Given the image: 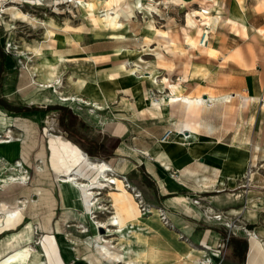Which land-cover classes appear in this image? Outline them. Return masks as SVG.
I'll return each mask as SVG.
<instances>
[{
	"label": "crops",
	"instance_id": "obj_1",
	"mask_svg": "<svg viewBox=\"0 0 264 264\" xmlns=\"http://www.w3.org/2000/svg\"><path fill=\"white\" fill-rule=\"evenodd\" d=\"M185 1V4L174 3V8L165 3H157L159 7L153 3L145 5L151 10V19L165 21L162 29L178 36L174 43L156 44L155 39L151 40L149 51H145L150 58L145 60L147 69L143 73L154 69L156 83L148 75L137 77L141 72L136 69L134 74L126 68L121 70L125 60L114 59L119 45L108 50L78 45L79 50L60 52L63 55L60 61L70 69L65 76V100L71 104L70 121L79 122L81 144L97 154L89 157L105 160L112 171L124 175L151 208L148 214L135 215L138 217L135 222L144 225L139 229L135 225L130 228L137 229L127 235L129 246H133L130 254L143 247V257L139 259L142 264H189L198 258L204 264L206 257L210 264H236L228 257L232 244L239 238L249 256L251 237L249 233L230 230L225 225L226 219L236 213L242 216L249 193L259 199L258 191L242 188L241 181L250 163H264V0ZM128 2L132 7L131 21L135 17V0ZM115 6V10L107 13L118 12ZM118 13L120 19L127 18L124 13ZM187 16L191 24L187 23ZM205 26L206 43L215 55L199 51V31ZM186 35L197 42V47H190L184 41ZM159 52L164 60L172 63L170 70L156 64ZM106 57L110 59L105 60ZM10 61L3 62V69H8ZM159 83L165 86L163 93L157 91ZM173 83L182 93L200 94L206 99L203 107L187 111L178 101L169 104L170 95L174 94ZM209 94H229L231 98L210 101ZM244 95L248 100L242 106ZM160 96L165 102L157 105ZM8 112L0 106V132L12 124ZM2 117L6 118L4 123ZM67 117L64 115L65 121ZM168 128L173 133L168 140L161 141V135ZM47 130L57 131L50 127ZM257 199L254 206L258 208L260 200ZM109 206L112 216L115 207L111 203ZM157 208L165 211L169 225L161 221ZM213 213H220L221 218H215ZM26 224L0 239V260L13 249L6 248L8 237ZM39 225L40 228L47 225L49 228H42V235L50 236L55 235L54 226L60 227L57 221L53 226L52 217L47 224L40 222ZM253 232L259 240L258 232ZM136 233L143 240L137 241ZM231 233L236 241L227 243ZM60 238L62 256L70 264H91L90 254L99 256L98 264L104 261L112 264L100 257L94 244L80 249L76 241L62 235Z\"/></svg>",
	"mask_w": 264,
	"mask_h": 264
},
{
	"label": "rangeland",
	"instance_id": "obj_2",
	"mask_svg": "<svg viewBox=\"0 0 264 264\" xmlns=\"http://www.w3.org/2000/svg\"><path fill=\"white\" fill-rule=\"evenodd\" d=\"M125 1L128 2V0ZM163 1L135 0L136 9L134 19L131 21V17L129 20L121 19L127 21L126 27L119 30L123 31V34L126 35V37L121 40L110 37L108 33L95 35L82 9L73 3H59L56 5L57 8L53 7V9L50 6L37 9L24 6L21 9L23 11L27 10L26 12L36 16L43 22H46L48 18L53 19L55 22L53 30L56 31V36L58 38L57 45L53 47L54 51L63 54L70 49H72V51L79 50L80 47L78 45L85 44L91 45L92 47L98 46V48L104 50H108L112 47L115 48L119 45V50H115L114 59L119 62L125 60L124 67L127 70L133 68L142 73L147 69L144 67L145 60L150 58V55L145 54V51H149L151 40L146 41L145 37L150 36L153 32L147 31V29H145V24L151 21L155 27L162 29L161 25L165 22L160 19H151L153 18L150 14L151 10L147 9L145 5L147 3H153V5L159 7L160 3H165L164 5L174 8V3H177H171L172 1L170 0H168L170 2L166 0L165 2ZM121 4L122 2H120L119 5ZM128 4L130 5L129 2ZM115 7V3L110 1L101 2L96 12L103 16L104 14L102 12L106 14L108 11L115 10ZM102 9H104V11H101ZM1 15L3 20L0 19V106L9 111L7 114L12 117V124L0 132V138L11 139L9 142L0 145V148L3 150L2 155H0V180L1 178H9L10 176L19 177L20 175H24L25 180H23V182H15L9 186H0V200L11 199L12 201L14 197L22 199L24 195L28 194L32 199H38V203L34 207L27 206L23 210V218L18 224L1 230L0 239L3 238L7 232L18 229L20 226L30 221L33 227V236L36 237V240L38 239L36 241L38 243L44 232L42 228H40L39 223L42 222L47 224L51 221L52 217L53 226L56 221L60 223V233L54 226V233L59 241L62 239L60 238L62 235V237L64 236L69 240L72 239L79 243L80 249H86L88 245L93 247L92 236L95 232L105 234L107 228H94L91 220L94 218L95 220L107 222L109 216L112 214L109 206V189H96L98 192L95 194L96 203L92 208V213L87 214L83 211L78 197L76 196V192L70 189L69 186H62V190L67 188L69 192V196L62 200L59 192L60 186L57 185V182L54 180L55 178L51 174L52 169L49 159L50 147L46 131L51 133L54 131L47 130L48 127L57 130L54 132L55 134L64 136L75 143L80 149L85 151L88 156L97 155L85 149L81 144L78 138L80 134L79 122L77 120L70 121L69 115L71 113L69 105L71 104L67 102L68 100L58 98L60 95L65 96V94H67L64 93V90L67 89L65 76H67L66 72L70 69H66L63 66V61L56 63L57 60L52 58V50L50 49L43 50L38 55L33 54L31 51L32 46L38 41L45 39L44 24L39 22H33L31 24V22L25 20L14 19L11 17V13L6 10L2 12ZM4 21L9 23V25L5 26ZM65 22L68 24L66 28H64ZM67 33L79 38V44L74 45L71 41L65 40L64 38ZM154 41L156 44L163 42H157L156 39ZM7 43L10 45L6 46ZM200 43L199 38L198 44L200 45ZM106 52L107 51H105V56ZM43 55L56 63V71L61 78L57 90L60 91L61 94L53 92L51 87L39 86L36 92L32 88L29 78L32 76L36 81L39 79L40 70H34L33 66L38 64L39 58ZM7 59L8 61L11 60L10 64H8L9 67L8 69H3L2 64ZM109 59L108 57L105 58V60ZM32 70H34L33 74L31 73ZM7 82H9L8 88L11 89L10 94L6 93ZM156 86L158 88L157 91L161 93L165 91L163 83L156 84ZM53 93H56L58 97L52 98ZM33 94H35L36 97H33ZM55 113L60 114L59 117L57 116L58 119L54 115ZM64 115H68L66 121L64 120ZM9 129L12 134L11 138L5 137ZM42 164L44 165V169L41 173H38L35 167L36 165ZM248 170V173H246L241 181L243 185L242 188L248 191L255 189L258 191L257 195L260 197L257 199L253 197L255 194L251 195L249 193L246 211L242 212V216L238 213H236V215H228L229 218L226 219L225 225L228 226L230 230H235L240 233H248L249 231L258 232L259 240L264 246V163L255 162L249 166ZM108 172L110 175L120 178L124 177V175L118 174L112 170ZM252 175H255V177ZM0 183H2V181H0ZM128 183L130 184L129 181ZM35 188L45 190V195H42L43 197H41L40 200L35 192ZM46 198L49 200V204L43 202ZM241 198L244 201L246 198L245 194ZM256 199L260 200L258 208L254 206ZM243 201L242 205H244ZM90 216H93V218L91 217V219ZM100 228L102 230H100ZM116 235L117 234H109L104 236L110 238L112 243H117L119 239L118 235ZM229 235L227 243L230 241L234 242L235 236H233L232 233ZM239 240L240 239L237 238L238 242L235 240V244H232L231 253L228 254V257L230 256L229 258H231L233 262L235 261L236 264H247L248 256L244 250V243L239 242ZM241 240L244 241L243 239ZM225 256L226 254L224 257ZM206 258L203 260H206ZM210 263L211 262H209V264ZM104 264L109 263L104 261Z\"/></svg>",
	"mask_w": 264,
	"mask_h": 264
},
{
	"label": "bare ground",
	"instance_id": "obj_3",
	"mask_svg": "<svg viewBox=\"0 0 264 264\" xmlns=\"http://www.w3.org/2000/svg\"><path fill=\"white\" fill-rule=\"evenodd\" d=\"M109 1L115 3V5L117 4L118 12L124 13L125 16L127 17L126 20L130 19V17L132 16V8L125 0H70V1L63 0L61 1V3H68V4L73 3L76 6H78L80 9H82L86 18L89 20L95 35L108 33L110 37L115 38L117 40L124 39L126 35L123 34V31H119V30L126 27L127 21L121 20L120 14L118 12H115V14L106 13L103 16L97 14L96 12L98 5L101 2H109ZM170 1L177 2L180 4L186 3L185 0H170ZM120 2H122L121 5H119ZM0 8H1L0 9L1 13L6 10L7 12L11 13V17L14 19L17 18L20 20H25L31 22V24L33 22H39L44 24L45 39L38 41L34 46H32L31 51L33 52V54L38 55L43 50L50 49L52 50V58L56 59L57 61L63 59V55L60 52L53 50L54 45H57L58 38L56 36V31L53 30V27H55L54 26L55 22L53 21L52 18H48L46 22H43L36 16H33L30 13L26 12L27 10L23 11L21 8L14 5L7 7L0 6ZM55 8H57L56 5ZM192 11L195 10L192 9ZM199 11L205 13V11L202 10ZM1 13H0V19L3 20ZM186 21L188 24L192 23V20L189 16H187ZM4 24L5 26L9 25V23H7L6 21H4ZM67 25L68 24L65 22L64 28H66ZM145 29H147V31H153L152 35L145 37L146 41L156 39L157 41H163L165 43H174L178 39L175 33H172L167 29H160L155 27L151 23V21L145 24ZM64 39L71 41L74 45L79 44L80 41L79 38L74 37L69 33L65 35ZM184 41L188 43L190 47H197V44L194 41H192L191 38L187 35L184 37ZM198 47L201 52L215 55V51L211 49L206 42L203 43L201 42L200 45L198 44ZM156 56H157V63H156L157 65H163L167 70H170L172 68V63L164 60L162 53L160 52L156 53ZM123 62L121 63L120 66L121 70L125 69ZM33 67L34 70H38V69L40 70V76L37 81L32 76H30L29 78L31 80L32 88L35 90V92L39 89L38 88L39 86L42 87L45 86V87H51L53 92H56L57 94H61V92L57 90V86L60 85L61 78L57 74L56 63L52 62L51 60H49V58L43 55L39 58L38 64ZM34 70L31 71L32 74ZM127 71H129L131 74H134L133 68ZM105 75H109V74H105ZM146 75H148L154 83L158 81L154 69L149 70L147 74H144L143 72L139 73L137 77H142ZM8 83L9 82H7L6 84V93L10 94L11 89L8 88L9 85ZM86 87L84 84L85 89ZM171 88H173L174 94L170 95L171 98L169 100V104L178 101L181 107L187 111H198L203 107L206 101V99L202 98L200 94L193 96L182 93L181 90L177 88L176 83L171 84ZM56 93L52 94V98L58 97ZM33 97H36V95L33 94ZM58 98L66 99L67 97H65L64 95L63 96L60 95ZM230 98L231 96L229 94L221 95V96H214L212 94L208 95V100L210 101H216V100L225 101V100H229ZM247 100L248 97L244 95L241 101V105L244 106ZM161 102H165V98L163 96L157 99V105H159ZM4 121H6V118L2 117V123H4ZM7 121L11 122L10 120ZM191 129H196V128L191 127ZM46 134L48 135V139H49V147H50L49 159H50V166L52 169L51 174L55 178L54 180L57 182V185L60 186L59 192L62 200L64 199L65 195L67 196L69 195V192L67 188H64V190H62L61 188L62 186L65 187L69 186L70 189H73L74 192H76V196L78 197V200L80 202L83 211L86 212L87 214H91L92 208L96 203L95 194L98 193L96 189L98 190L103 188L109 189L108 195L111 197L110 203L112 204V206L115 207V213L108 218L107 222L95 220L93 216H90V218L91 217L93 218V219L91 218L92 219L91 222L94 228L97 227L107 228L105 234H100L99 232L97 233L95 232V234L92 236V242L95 245L96 251L98 252L100 257H103L112 264H119V263L142 264V262H140L141 260L139 259L143 257L144 248L142 247L143 249L141 248L140 250H135L133 254H130L132 253L131 248L133 246L132 247L129 246L130 243L128 241L130 236L127 235L129 232L131 233L132 229L130 228H132L134 225L136 226L135 228L139 229L142 228L143 227L142 225L144 224L143 223L139 224V222H135L136 219H138V217L135 216L139 212L138 205L132 193L125 187L123 179L118 176L109 174L108 171L111 170V167L105 160L92 159L91 157L88 156V154L85 151L80 149L75 143H73L66 137L48 131H46ZM5 137H10V138L12 137L10 129L8 130V134ZM10 140L11 139L0 138V143L9 142ZM35 168L38 173L39 172L41 173L44 169V165L43 164L36 165ZM23 180H25L24 175H20L19 177L10 176L9 178H1L0 181H2V183H0V186L1 187L9 186L15 182H23ZM35 192L37 196H39V200L41 199V197L45 195V190L41 188H35ZM43 202L45 204H49V200L47 198L44 199ZM37 203H38V199H32L29 197L28 194L24 195L22 199H18L14 197L12 201L11 199L0 200V231L7 227H11L19 223L22 217L23 210L27 206L34 207L35 205H37ZM133 216L135 217L131 218L129 221L124 222L126 219ZM41 228L48 229L49 227L47 225H43L41 226ZM128 229H130V231ZM57 231H59V233L61 232L60 227L58 226H57ZM248 233L250 234L251 237V247H250L247 264H264L263 243H261V241L258 240L256 234L253 231H249ZM109 234H117L119 239L118 243L119 242L120 243L119 244L112 243L110 238L104 236ZM134 236L137 241H140L142 239L140 234L138 233H136ZM37 240L36 237L33 236L32 224L27 223L17 233L8 237V241L7 243H5L6 248L7 249L13 248V249L8 254H6L3 259L0 260V264H70V262L66 261L62 256L60 242L56 234L54 236L41 235L38 243L36 242ZM195 251L198 253L202 252V250L200 249H195ZM88 258L91 264L99 263L98 260L99 256H96V254H90ZM189 264H202V260L200 258L194 259L193 261L189 262Z\"/></svg>",
	"mask_w": 264,
	"mask_h": 264
},
{
	"label": "built area",
	"instance_id": "obj_4",
	"mask_svg": "<svg viewBox=\"0 0 264 264\" xmlns=\"http://www.w3.org/2000/svg\"><path fill=\"white\" fill-rule=\"evenodd\" d=\"M61 1L63 0H0V6L2 7H7V6H17L19 8H22L24 6H28V7H32V8H41V7H55V5H58L59 3H61ZM70 1V0H68ZM1 9V8H0ZM1 13V10H0ZM207 37H208V29L207 26H205L199 34V38L200 41L206 42L207 41ZM10 44L7 43L6 46H9ZM177 79H179V77H176ZM173 133V131L171 129H165V131L163 132V134L160 137L161 141H166L169 139L170 135ZM248 169H247V173H248ZM125 187L129 189V191L132 193L134 199L136 200V203L138 205V209L139 212L141 214H148L151 211V208L149 207V205H147L142 198L141 192L136 189L134 186L130 185L128 183V181L126 180V177H122ZM198 199H194L195 202H197ZM157 213L159 218L161 219V221L166 224L169 225V220L167 218V215L165 213V211L161 208H157ZM213 216L215 218L220 219L221 218V214L220 213H214ZM218 251V250H217ZM204 264H209L210 260L209 258H206V260H203Z\"/></svg>",
	"mask_w": 264,
	"mask_h": 264
},
{
	"label": "water",
	"instance_id": "obj_5",
	"mask_svg": "<svg viewBox=\"0 0 264 264\" xmlns=\"http://www.w3.org/2000/svg\"><path fill=\"white\" fill-rule=\"evenodd\" d=\"M100 230H102V229L100 228Z\"/></svg>",
	"mask_w": 264,
	"mask_h": 264
}]
</instances>
